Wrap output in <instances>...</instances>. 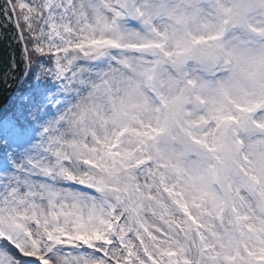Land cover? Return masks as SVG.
Masks as SVG:
<instances>
[{"label": "snow or ice", "instance_id": "1", "mask_svg": "<svg viewBox=\"0 0 264 264\" xmlns=\"http://www.w3.org/2000/svg\"><path fill=\"white\" fill-rule=\"evenodd\" d=\"M0 264H264V0H0Z\"/></svg>", "mask_w": 264, "mask_h": 264}, {"label": "water", "instance_id": "2", "mask_svg": "<svg viewBox=\"0 0 264 264\" xmlns=\"http://www.w3.org/2000/svg\"><path fill=\"white\" fill-rule=\"evenodd\" d=\"M9 49H7L6 45L4 43H0V58H7Z\"/></svg>", "mask_w": 264, "mask_h": 264}]
</instances>
